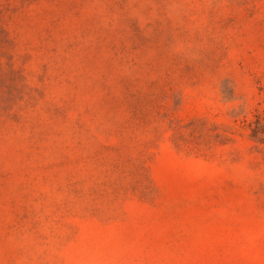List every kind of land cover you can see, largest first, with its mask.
Listing matches in <instances>:
<instances>
[{"label":"rangeland","instance_id":"obj_1","mask_svg":"<svg viewBox=\"0 0 264 264\" xmlns=\"http://www.w3.org/2000/svg\"><path fill=\"white\" fill-rule=\"evenodd\" d=\"M0 264H264V0H0Z\"/></svg>","mask_w":264,"mask_h":264}]
</instances>
